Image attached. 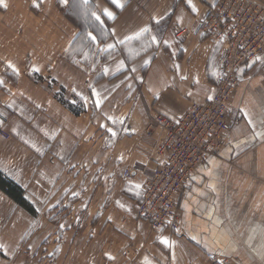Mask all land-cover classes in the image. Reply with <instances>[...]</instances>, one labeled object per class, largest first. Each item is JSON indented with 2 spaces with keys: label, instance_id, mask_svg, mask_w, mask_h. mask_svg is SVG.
Listing matches in <instances>:
<instances>
[{
  "label": "crops",
  "instance_id": "1",
  "mask_svg": "<svg viewBox=\"0 0 264 264\" xmlns=\"http://www.w3.org/2000/svg\"><path fill=\"white\" fill-rule=\"evenodd\" d=\"M105 1L97 2V6L100 12L107 7L116 13V19L109 21L108 26L109 30H115L116 36L97 42L96 54L98 48L144 25L151 27L152 34L158 35L161 42L132 56L127 48L117 45L107 60L89 65L68 60L74 37L62 47L57 45L55 54L52 52V78L64 90L69 107L58 102L53 94L52 100L45 98L48 106H52V126L40 131L52 134L51 138L47 134L35 135L25 126L32 115L26 106L20 103L13 106L16 115L22 118L17 124L20 121L24 124L22 128L7 124L23 144V152L21 160L16 161L5 148H0V171L21 187L23 197L35 208L52 187V214L61 211L57 208L60 198H64L62 204L66 203L75 185L80 187L75 206L80 204V212L88 221L70 243L83 240L80 256L88 262H115L122 258L128 260L127 264H141L147 256L152 264H214L223 257L231 258L232 264H261L259 257L243 244L246 235L233 231L235 251L226 247L217 249L213 241L222 228L231 229L237 222L240 233H246L248 225L264 224V139L251 138V129L241 114L243 109L257 121L264 118V62L255 59L250 62L251 67L238 69V83L229 104L231 127L219 152L209 155L193 171L179 203L180 231L153 230L137 218L136 208L147 175L162 161L159 145L165 131L156 127L148 133V123L155 112L176 119L192 102L213 96L218 47L207 32L196 27L216 0H192L197 8L195 13L185 0H129L123 11L109 6L110 0ZM257 1L264 4V0ZM152 17L163 19L155 24ZM164 20L169 21L165 24ZM178 28L189 29L191 34L185 37L177 32ZM163 40H168L171 46H163ZM135 45L133 42L131 47ZM2 47L6 54L8 42L2 43ZM259 56L264 57V52ZM30 59L31 64L37 62L33 55ZM145 60L149 63L145 64ZM120 61L124 67L117 71ZM8 62L9 57L4 60ZM175 65H179V72ZM35 67L41 70L40 65ZM105 67L109 69L107 75L103 72ZM18 82H23V78ZM92 88L102 100L99 108L95 105L97 97L91 95ZM20 94L41 107V98ZM74 100L80 102L78 107H74ZM8 106L7 103L0 107V125L9 113ZM108 117L122 119L123 123H113ZM101 124L105 127L101 128ZM107 128L117 135L112 137ZM46 164H52V172L40 167ZM137 184L141 186L139 189L135 187ZM210 184L215 185V190ZM2 196L16 205L4 193ZM68 210L64 211L66 215L71 208ZM217 219L222 223L214 226ZM71 229L72 226L64 228L66 233ZM85 231L88 237L84 236ZM160 236L173 241L174 247L161 245ZM132 246L140 250L129 256ZM105 253L115 259L108 260Z\"/></svg>",
  "mask_w": 264,
  "mask_h": 264
},
{
  "label": "rangeland",
  "instance_id": "2",
  "mask_svg": "<svg viewBox=\"0 0 264 264\" xmlns=\"http://www.w3.org/2000/svg\"><path fill=\"white\" fill-rule=\"evenodd\" d=\"M100 1L102 3L106 2L105 0H89L91 9L97 11L98 14H100V11L97 2ZM252 1H254V4H261L264 8V4L261 2H258L257 0ZM221 3L220 0H216L214 4L210 5L205 19L208 18V12L211 7H214L213 12H220ZM5 4L6 7H0V80L4 82L3 85L0 86V107H2L3 104L5 105L8 103L9 113L4 119L5 122L0 125V139L2 141L0 148H5L7 153L10 154V157L17 161L18 159L21 160L19 157L23 152V144L12 134L8 124L13 126L17 125V127L22 128L21 125L24 123L20 121L17 124L16 121H19L22 118L16 115L17 111L13 106L18 103L26 106L29 113L32 115L29 116V122H27V125L25 126L32 129L35 135L41 136L44 134L48 135V133H41L40 130H43V127L52 126V106H48L45 98L49 97L48 99L52 100L53 94L58 102L62 103V99L67 103L64 90L56 85L52 78V52L55 54L57 45L62 47L66 45L71 37H74V42L72 44L73 48L67 58L68 60L83 63L85 65H89L91 62L97 64L101 60H107L114 50L111 54L101 52L96 54L97 43L92 45L90 41L86 40L82 43V38L90 31L99 37L97 42L109 41L110 36L107 38L100 36L94 28L90 27V18L86 19L78 8H72L70 5H63L60 3V0H38L37 6H33V0H9V2ZM102 19L106 18L102 16ZM205 19L201 23H198L196 30L203 29L209 36H211L215 45L218 47V53L220 55L222 45L215 35L213 36L211 32L205 29L210 26L209 22L205 23ZM168 21L169 20H164L163 23L166 24ZM219 23L221 26L222 23L224 25L226 24L225 22H222V20L221 22L219 21ZM161 25L163 27L164 24ZM108 26L109 21H106L105 27L108 28ZM214 26L216 25L214 24ZM185 31L187 33L184 34L185 37L191 34V30L189 29H177L178 33H183ZM5 41L8 42V50L6 51V54H4V48L2 47V43ZM136 43L137 45H135V48L139 49L140 43ZM32 55L35 58L34 60L37 61L35 64L30 63ZM7 57H9L10 62L14 64V66L18 65L19 68L15 66L19 73L18 75L14 74L11 69L7 68V64L4 63V60ZM255 58L242 62L240 67L253 62ZM11 59L17 63H13ZM33 65H40L41 70L38 72H31L30 69ZM19 78H23V82H18ZM20 93H28L41 98V104L47 105H41V107H38L37 104L33 105V102L27 100ZM73 102L74 107H78L80 104L79 101L74 100ZM158 115L165 116L161 113L155 112L149 120L147 129V131L149 130L148 133H152L153 129L156 127H161L165 131L161 125L155 124L152 121L153 118ZM150 124L152 125L150 126ZM49 135L52 138V134ZM51 138L49 140L50 144H52ZM221 147L222 144L211 155L214 156L218 153ZM40 167L52 172V164L41 165ZM48 168H50L51 171ZM126 171L127 170H125V173ZM153 173L154 170L147 175V177L151 176ZM143 185L141 187V198ZM91 187L92 186H90V188ZM75 188L72 197H68L69 199L66 203L62 204L64 198L58 200L57 208L58 210L61 209V211L58 213L53 211V214L52 187L49 191H45L46 195L41 199L36 208L28 199H25L30 202L27 201L32 207L31 211L24 208L23 210L19 207L20 205H17V203L15 205L12 202L7 201L4 196H2V191H0V244H4L8 251L7 256L0 252V264H127L128 260L122 258H118L115 262L104 260L96 263L88 262L80 256L83 247V240H78L74 245L70 243L71 238L86 228L88 221L87 216L84 217L82 212H80V204L75 206V200L78 198L77 194L80 193V187L75 185ZM185 189L183 193L179 195L177 206L180 226L182 224V213L179 203L183 197ZM74 193L75 195H73ZM141 198L139 202L141 201ZM138 204L136 208L137 218L146 222L151 229H158L170 233L176 232V230L170 231L168 226L160 228L154 227L152 221L140 215ZM69 207L71 208V211L66 215L64 211L68 210ZM61 224L65 225V227L72 226V229L66 233L64 230L65 227L63 229L59 227ZM84 236L88 237L87 231H85ZM56 248L60 249L59 253L55 252ZM131 248L133 250L129 251V256L133 255L132 252L138 253L140 250L135 246H132ZM49 253H52V255H49ZM222 261L223 264H232L233 262L229 257H223ZM214 264H220V262H214Z\"/></svg>",
  "mask_w": 264,
  "mask_h": 264
},
{
  "label": "built area",
  "instance_id": "3",
  "mask_svg": "<svg viewBox=\"0 0 264 264\" xmlns=\"http://www.w3.org/2000/svg\"><path fill=\"white\" fill-rule=\"evenodd\" d=\"M220 1V12H213L211 7L205 19L210 25L205 29L217 40L223 37L213 99L192 103L176 119L158 115L152 120L166 132L159 147L163 158L154 173L146 177L138 210L154 227L168 226L170 231L181 228L179 195L196 167L221 146L231 127L229 104L238 83L237 71L242 62L264 52L263 6L252 0ZM221 20L226 24L221 26Z\"/></svg>",
  "mask_w": 264,
  "mask_h": 264
},
{
  "label": "snow or ice",
  "instance_id": "4",
  "mask_svg": "<svg viewBox=\"0 0 264 264\" xmlns=\"http://www.w3.org/2000/svg\"><path fill=\"white\" fill-rule=\"evenodd\" d=\"M128 2L129 0H110V4L115 6V9L120 10V11L124 10ZM60 3L63 5H70V7L72 8H78L82 12V14L85 16L86 19L87 18L91 19L90 27L94 28L95 31L100 34V36L105 37V38L109 36H112V37L116 36L115 30H109L108 28L105 27L106 21H114L116 19V13L110 10L109 8L107 7L103 8L100 14H98L97 11H94L91 9L89 5V0H60ZM185 3L187 7L191 9L193 13L197 12V8L194 6L192 0H185ZM37 4H38V0H33V6H37ZM0 7H6L4 0H0ZM102 16L106 19H102ZM151 19L155 24H159L160 21L163 19V17H160L159 19H157L156 17H152ZM98 38L99 37L97 35H94L93 32L90 31L87 33L85 37L82 38L81 42L83 43V41L86 40V41H90L92 45H95L97 43ZM133 42H139L140 48L139 49L132 48L131 45ZM160 42L161 41L158 35L152 34L151 27H149L148 25H144L140 27L137 31L133 32L132 34L124 35L123 38H117L114 40L113 43H107L104 47L98 48V51L101 53L111 54V52L115 50L117 45H120V46H124L125 48H127L128 54L130 56L139 55L140 52H146L153 45H157ZM219 42L220 43L223 42V37L220 38ZM162 44L163 46H166V47L171 46L168 40H163ZM255 59L257 61L264 62V57L257 56ZM144 63L148 64L149 61L145 60ZM247 66L251 67L252 64L249 63L247 64ZM123 67H124V62L120 61L117 67V71L123 69ZM7 68L11 69L14 74H17V75L19 74L17 69L11 62L7 63ZM175 68H176V71L179 72V65H175ZM30 71L38 72L40 71V69L33 66L30 69ZM132 71L134 72L135 69L133 68ZM103 72L105 75H107L109 73V69L105 67L103 69ZM181 78L184 79V77H181ZM3 83L4 82L0 80V86H2ZM89 87H91V85H89ZM72 91L75 92L76 90L73 89ZM77 95H82V94L77 93ZM91 95L94 97H97V99L95 100V105L97 108H99L102 103V100L99 98V93L96 91L95 88L91 89ZM189 95H191V93H189ZM82 98L85 100L87 99V97H83V96ZM208 99L212 100L213 97L209 95ZM241 114H242V118L247 122V125L251 129V138L252 139H256V138L264 139V118L257 121L256 119L252 117V115L249 112L243 109L241 110ZM108 119L111 120L113 123H120V124L123 123L122 119L119 121L116 120L114 117H108ZM100 127L104 128L105 125L101 124ZM106 131L110 133L112 137H115L117 135V133L113 131L112 128H107ZM25 143L27 144L28 141H25ZM135 187L139 189L141 186L137 184L135 185ZM209 187L212 188V190H215V185L210 184ZM73 195H75V193ZM117 204L119 205V201H117ZM120 206L123 207V205H120ZM186 215H187V208H186ZM229 218L231 219V217ZM221 223L222 222L219 219H217L216 221H214V226L216 224H221ZM59 227L63 229L65 225L61 224L59 225ZM239 227H240L239 222H237L236 224L233 225V228L231 229L222 228L220 236L216 237V239H214L213 241L217 249H220L221 247H226L232 251H235L236 241L232 240V234H233V231H235L239 233V235L241 236L246 235V239L243 240V244L247 247L250 253L254 254L255 257H259L261 264H264V224L248 225L246 228V233H240ZM179 231L180 229L177 228L176 232H179ZM215 235L216 234L214 233V236ZM158 241L165 248L174 247V242L169 240L167 237L160 236L158 237ZM0 252H2L5 256L8 255L7 248L4 244H0ZM55 252L59 253L60 249L56 248ZM49 255H52V253H49ZM104 255L107 257L108 260L115 259V257H113L109 253H105ZM141 264H152V261L149 260L147 256H145ZM220 264H223V261H221Z\"/></svg>",
  "mask_w": 264,
  "mask_h": 264
},
{
  "label": "trees",
  "instance_id": "5",
  "mask_svg": "<svg viewBox=\"0 0 264 264\" xmlns=\"http://www.w3.org/2000/svg\"><path fill=\"white\" fill-rule=\"evenodd\" d=\"M61 102L64 103L66 106L68 105V103H66L62 99ZM0 191H2L5 195L10 197L12 200L17 202L24 208H26L28 211L32 210L30 204L23 197V191L21 187L11 179L7 178L1 171H0Z\"/></svg>",
  "mask_w": 264,
  "mask_h": 264
}]
</instances>
